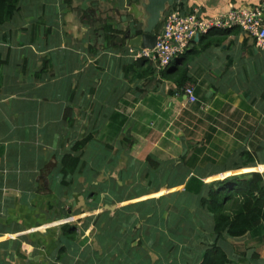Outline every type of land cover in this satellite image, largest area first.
<instances>
[{
	"label": "crops",
	"instance_id": "crops-1",
	"mask_svg": "<svg viewBox=\"0 0 264 264\" xmlns=\"http://www.w3.org/2000/svg\"><path fill=\"white\" fill-rule=\"evenodd\" d=\"M117 1L125 16L109 4L89 25L79 0H20L0 24V264H197L215 243L208 184L264 168L224 159L263 133L264 52L237 27L193 37L188 102L129 55ZM184 1L203 17L264 7ZM216 243L229 264H264V230Z\"/></svg>",
	"mask_w": 264,
	"mask_h": 264
},
{
	"label": "trees",
	"instance_id": "trees-1",
	"mask_svg": "<svg viewBox=\"0 0 264 264\" xmlns=\"http://www.w3.org/2000/svg\"><path fill=\"white\" fill-rule=\"evenodd\" d=\"M19 1L0 0V24L16 11ZM184 3V0H174L165 12L175 7L181 10ZM101 29L105 30L102 34L106 40L112 39L111 36L119 31L110 23L102 24ZM186 49L160 70L161 77L172 78L178 87L190 80L187 64L182 60ZM261 130L263 133H259L260 138L236 142L235 149L224 158L226 163L235 168L264 164V129ZM84 142L85 138L81 139L76 147ZM208 185L207 194L202 197V201L208 204L213 213L215 243L205 249L197 264H229L225 251L216 243L219 238L231 240L248 231L260 233L264 230V168L227 175ZM66 229L73 234L71 226Z\"/></svg>",
	"mask_w": 264,
	"mask_h": 264
},
{
	"label": "built area",
	"instance_id": "built-area-1",
	"mask_svg": "<svg viewBox=\"0 0 264 264\" xmlns=\"http://www.w3.org/2000/svg\"><path fill=\"white\" fill-rule=\"evenodd\" d=\"M239 28L248 35L254 47L264 52V7L260 5L235 6L229 4L227 9L219 14L203 17L198 9L182 12L179 7L164 12L161 31L156 35L153 47L129 46L128 53L134 59H147L153 63L156 70L164 69L175 56L183 53L195 35H205L214 29ZM179 90L188 102H194V85L185 82ZM252 264V263H244Z\"/></svg>",
	"mask_w": 264,
	"mask_h": 264
},
{
	"label": "water",
	"instance_id": "water-1",
	"mask_svg": "<svg viewBox=\"0 0 264 264\" xmlns=\"http://www.w3.org/2000/svg\"><path fill=\"white\" fill-rule=\"evenodd\" d=\"M173 2L174 0H125L126 6L129 7L127 13L131 15L135 23L124 34L129 45L153 47L156 35L162 28L164 12ZM109 4L115 8L113 15L116 14L119 17L126 15L125 12L118 10L117 0H79V11H83L84 16L87 15L85 22L91 25L96 15L106 11ZM107 17L110 16L107 15ZM107 17H102L100 20L104 21ZM194 37L198 38V35Z\"/></svg>",
	"mask_w": 264,
	"mask_h": 264
},
{
	"label": "rangeland",
	"instance_id": "rangeland-1",
	"mask_svg": "<svg viewBox=\"0 0 264 264\" xmlns=\"http://www.w3.org/2000/svg\"><path fill=\"white\" fill-rule=\"evenodd\" d=\"M226 144H228V142H230V143H232V142H234V141H224ZM237 142H239V140L237 141Z\"/></svg>",
	"mask_w": 264,
	"mask_h": 264
}]
</instances>
